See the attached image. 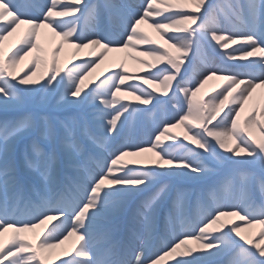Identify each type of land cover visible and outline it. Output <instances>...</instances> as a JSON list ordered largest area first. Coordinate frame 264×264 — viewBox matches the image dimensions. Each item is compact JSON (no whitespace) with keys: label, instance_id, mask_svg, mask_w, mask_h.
I'll return each instance as SVG.
<instances>
[{"label":"snow or ice","instance_id":"1","mask_svg":"<svg viewBox=\"0 0 264 264\" xmlns=\"http://www.w3.org/2000/svg\"><path fill=\"white\" fill-rule=\"evenodd\" d=\"M65 45L77 62L60 64ZM140 46L151 63L128 58L146 71L121 59L88 83ZM258 88L264 0H0V264H52L71 237L60 264H264ZM140 114L156 118L137 142L124 129ZM48 220L35 244L19 235Z\"/></svg>","mask_w":264,"mask_h":264},{"label":"bare ground","instance_id":"2","mask_svg":"<svg viewBox=\"0 0 264 264\" xmlns=\"http://www.w3.org/2000/svg\"><path fill=\"white\" fill-rule=\"evenodd\" d=\"M142 27L144 28L145 31L148 30V32H153V29L149 28L147 25H143ZM25 28L26 27L24 26V24L20 25L17 32L14 33L11 37H9L5 41V44H7L8 47L11 46L15 42V40H17V38H19L21 36V34H23V31ZM40 39H41V42H43V45L45 48L50 46V33L48 32L47 29H41V38ZM160 41H162V40H160ZM145 47L146 46H140L135 52H132L131 50H128V51L130 52V55H132L131 53H134L136 55H139L140 59L147 60L150 57H147V56L142 54ZM71 51H72V49H70L68 47V45H65V51L60 57L64 58V56H67L68 59L65 61L66 63H72V62L76 61L75 59H73L71 57ZM220 51H225V50H220ZM124 52H119V51L110 52L108 54V58L106 59V61L103 64H101L100 67L97 68L99 71L97 76H100L101 74L106 73V72L116 68L115 67L116 62H118L121 59L125 60L126 66H130V65L135 66L136 68H134V70L146 71V69H143L142 65L137 64L134 60L128 58V56L126 59L123 58ZM86 54H87V50H83L79 55L81 57H86ZM25 59L27 60L28 58H25ZM24 63H25V61H22L21 66ZM93 74H94V71L90 74L89 77H92ZM221 80L222 79H215V78L212 80H209L197 95L207 94V87L211 88L212 90L213 89L219 90L220 86H221V84H219V81H221ZM261 94H264V89L258 88L256 95L260 96ZM128 97L134 99L133 97H130V96H128ZM148 154H150V153H148ZM148 154H145V155H148ZM225 219H228L231 221L235 218H227L226 217ZM50 221H52V220L46 221L45 224L39 228L30 230L28 233L23 232L20 235L22 237H24V239L26 237H28L29 239H32V242L34 243L35 239H37V233H38L39 229L41 228V231H42L44 226L47 225ZM256 225L257 224H254L251 227L246 228L244 234L247 236L251 235L252 232H250V231H252L255 227H257ZM8 234H12L11 229H9L7 232H5L3 237H0V240L4 239V236H6ZM73 238L75 239V237H71L69 239H73ZM76 243H77L76 240L73 242H71V240H65L63 244H59L55 249L51 250V252L47 253L46 255L49 256L50 260L52 261V264L60 262V260L63 258L64 255L73 253V249H74V246H76ZM169 264H171V258H169Z\"/></svg>","mask_w":264,"mask_h":264},{"label":"rangeland","instance_id":"3","mask_svg":"<svg viewBox=\"0 0 264 264\" xmlns=\"http://www.w3.org/2000/svg\"><path fill=\"white\" fill-rule=\"evenodd\" d=\"M25 27H27V25H24ZM147 32H148V30H146ZM154 39H156L159 43H163V41H160V38H159V36L155 33V31L153 30V32H148ZM22 35V34H21ZM19 38H17V40H18ZM17 40H15V42L17 41ZM14 42V43H15ZM13 43V44H14ZM42 43V45H43V42H41ZM44 46V45H43ZM5 48H8V45L7 44H5ZM127 56H129V55H126V52H124V55H123V58H127ZM68 58H67V56H64V58L63 57H60V64L61 65H66V60H67ZM150 63H151V58H149V59H147ZM134 68H136L135 66H132V65H130L129 67H128V69H129V71L130 72H138V70H134ZM116 69L117 68H114V69H112L111 71H116ZM118 70V69H117ZM98 69H96L95 71H94V74H93V76L92 77H89V78H87V81H88V83L91 85V83H93V80H94V78L97 76V74H98ZM219 84H221V85H223L224 84V81L223 80H221V81H219ZM209 94H213V90L211 89V88H209V87H207V94H204V95H198V97H200V98H206ZM131 97V96H130ZM132 101V102H131ZM131 103H133V104H138V101H135L134 99H131ZM142 107H147V106H142ZM140 116H144V114H140ZM146 116V115H145ZM139 117V116H138ZM138 117L137 118H135V119H132V124H134V125H137V127H139V129L141 128V131L142 132H140V131H138V132H140V133H144L145 132V128H143L142 129V126H141V122L143 121H140V122H138ZM147 117V119L145 120V121H143L145 124H144V127H148V131H147V133L145 132V136L144 135H142V136H140L139 138H140V140H146V139H148V132H149V130H150V128L153 126V121H154V119L156 118V115L154 114V116L152 117V118H149L148 116H146ZM129 131H131L130 132V135H131V139H133V132H134V126L132 127V128H130V129H128ZM176 135H177V137L178 138H182L183 137V131H182V129H173L172 130ZM126 132H128L127 130L124 132V134H126ZM137 133V132H136ZM139 140V139H138ZM137 140V141H138ZM147 156H151V154H148ZM222 219H225V218H222ZM225 220H228V219H225ZM228 221H230V220H228ZM257 227H255L252 231H250V232H252V234L251 235H248L250 238H258V233H259V231H260V228H261V226L259 225V224H257L256 225ZM29 231H27V232H25V233H28ZM21 234V233H20ZM19 234V235H20ZM12 234H8V235H6V236H4V239H5V243L8 241V239H9V237L11 236ZM4 239H2V240H0V241H4ZM26 240H29V239H27V238H25ZM68 240H71V242H73V240H74V238L73 239H68ZM30 241V240H29ZM193 246H195V245H193ZM71 256V255H70ZM70 256H67V257H64L63 259H65V258H69Z\"/></svg>","mask_w":264,"mask_h":264}]
</instances>
